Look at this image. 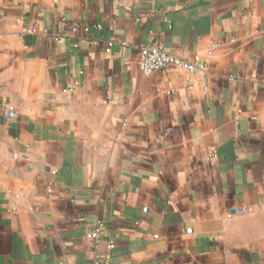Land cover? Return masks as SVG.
Segmentation results:
<instances>
[{"label": "crops", "instance_id": "1", "mask_svg": "<svg viewBox=\"0 0 264 264\" xmlns=\"http://www.w3.org/2000/svg\"><path fill=\"white\" fill-rule=\"evenodd\" d=\"M0 264H264V0H0Z\"/></svg>", "mask_w": 264, "mask_h": 264}, {"label": "built area", "instance_id": "2", "mask_svg": "<svg viewBox=\"0 0 264 264\" xmlns=\"http://www.w3.org/2000/svg\"><path fill=\"white\" fill-rule=\"evenodd\" d=\"M25 33L33 34L36 32L35 28H29L24 30ZM126 45V44H123ZM111 46V44H109ZM138 66L141 73L144 76L151 75L154 72L165 70L170 66L182 70L188 73L190 76H201L205 67L203 65H196L187 60L176 57L168 53L160 44L155 43L150 46H142L138 48ZM6 116L12 120L15 118V108L13 105H7ZM102 226L97 225L91 229H87L84 232V239L89 242L97 243L100 241L102 236ZM109 251L114 249V244L110 242L108 245ZM110 255L106 257L108 261Z\"/></svg>", "mask_w": 264, "mask_h": 264}]
</instances>
